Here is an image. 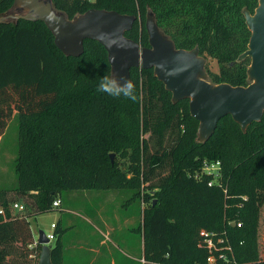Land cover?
<instances>
[{"label": "trees", "instance_id": "trees-1", "mask_svg": "<svg viewBox=\"0 0 264 264\" xmlns=\"http://www.w3.org/2000/svg\"><path fill=\"white\" fill-rule=\"evenodd\" d=\"M13 0H0V17ZM71 19L90 8L137 17L125 36L148 46L143 19L147 11L177 49H196L212 58L217 71L207 70L214 84L247 85L250 30L243 10L252 13L258 0H51ZM103 46L84 40V51L67 56L54 44L40 20L19 18L0 23V136L17 114L16 184L0 189V264L17 232H28V218L53 210L65 190H113L149 182L156 169L165 175L149 183L158 203L143 209L144 264H264L259 222L264 204V114L241 130L230 115L222 117L205 142L197 141L198 121L189 100L172 101L152 69L130 68L137 102L97 93L99 78L109 75ZM15 112V113H14ZM150 133L154 152L149 153ZM169 141V145L164 142ZM115 153L127 161L110 160ZM219 160L221 186L209 185L203 160ZM21 200L25 212L11 215L9 204ZM240 226H232V222ZM225 237L232 254L211 250L200 231ZM56 233V232H55ZM264 241V236L262 243ZM223 244H220L222 246ZM39 245L30 264H37ZM225 254L223 260L219 254ZM51 260L60 264L59 241L51 244Z\"/></svg>", "mask_w": 264, "mask_h": 264}, {"label": "water", "instance_id": "water-1", "mask_svg": "<svg viewBox=\"0 0 264 264\" xmlns=\"http://www.w3.org/2000/svg\"><path fill=\"white\" fill-rule=\"evenodd\" d=\"M18 0H14L16 4ZM29 10L14 16L44 21L54 36L55 46L65 55L77 57L84 51V40L99 42L107 53L112 76L121 83L130 79V68L152 69L156 78L171 92L173 102L188 99L189 113L198 121L197 141L205 142L213 134L218 121L230 115L245 131L264 114V0H258L254 11L243 10L250 30L247 49L238 60L250 59L247 85L214 84L204 77L205 59L196 49H177L172 40L157 26L151 11H147L148 46H141L125 36L137 19L132 14L114 10L90 8L69 19L48 0H20ZM4 16V15H3ZM4 22L3 18L0 23ZM123 78V79H121ZM251 80V81H250ZM113 161L114 153H110ZM235 224H232L234 226ZM41 245L37 264H53L51 246L46 233L38 231Z\"/></svg>", "mask_w": 264, "mask_h": 264}, {"label": "crops", "instance_id": "crops-1", "mask_svg": "<svg viewBox=\"0 0 264 264\" xmlns=\"http://www.w3.org/2000/svg\"><path fill=\"white\" fill-rule=\"evenodd\" d=\"M65 191H68L65 199H62L61 194L57 196L60 199V205L54 208L58 212L55 221L51 222L55 223V228L53 229L50 223L49 231L56 232L54 241H50V246L55 241L60 243V264H144L142 215L141 220L138 215L135 216L136 211L122 215L121 203L112 196V190L110 192L96 190V193L89 189ZM10 204L11 215L18 214L10 209ZM118 206L119 217H117ZM142 209L140 207L141 211ZM30 218H28L29 232L37 242L38 233L32 230ZM137 223L138 226L133 228V225ZM132 230L140 235L137 244L134 245H131L129 238ZM25 234L26 236L24 233L17 232L18 237L12 241L5 258L7 264H30L34 257L31 251L36 245L30 242L28 232ZM120 244L129 250L125 249L121 252ZM39 246L40 254L41 245ZM126 251H132V253Z\"/></svg>", "mask_w": 264, "mask_h": 264}, {"label": "rangeland", "instance_id": "rangeland-1", "mask_svg": "<svg viewBox=\"0 0 264 264\" xmlns=\"http://www.w3.org/2000/svg\"><path fill=\"white\" fill-rule=\"evenodd\" d=\"M48 0H42V3L44 4V6L48 3ZM89 1H94V0H89ZM29 10L28 7H24L20 0H18V2L16 4H14V0L11 3L10 8L8 9L7 13L4 14V16H1V18H3L4 21L6 22H10L14 20V16L19 15V14H24ZM148 15H145L142 23H143V27L146 30V22L148 20ZM42 22L43 27L49 31L53 37V41H54V36L50 30V28L48 27V25L40 20ZM147 33V31H146ZM148 38V35H147ZM110 66V65H109ZM207 70L212 71V72H216L217 71V64L215 62L214 59L212 58H207L205 60V68H204V77L207 80H210L207 74ZM109 76H112L111 73V68H109ZM251 81V80H250ZM15 113V112H14ZM18 123H17V114H13L12 119L10 120L9 124L7 125L3 135L0 137V189H8V188H12L15 184H16V173L14 171V161L16 159L17 156V148H18ZM143 137L145 138H149L150 133H145L143 135ZM154 138H149V142H148V151L149 153H153L154 152ZM164 144L169 145V141L164 142ZM117 160L119 162V164L122 166V164L124 163V166L127 165V161L124 158H121L119 155H116L114 153V158L113 160ZM123 167V166H122ZM168 171V165L165 164L163 169H156V171L150 176V180L149 182H144L141 178V183L139 184H133L132 188H125V189H113V195L115 196V198L120 201L121 203V214L124 215L123 213L127 214V213H133L136 211V215H138L139 220H143V209H145L147 207V209L150 208V206L153 205V203L157 204L158 203V199L156 196L154 195V190L151 189H147V185H149V183H154L157 182L159 177L162 175H165ZM89 189V191H93V193H96L97 191H102V190H98V189H92V188H87ZM97 190V191H96ZM111 190H109L110 192ZM104 192V191H102ZM68 191H62L61 197L62 199H65V197L67 196ZM18 202H22L21 200L18 199ZM88 206V205H87ZM140 207H142V211L140 210ZM57 209H53L51 211L48 212H44V213H40L35 215V217H31L30 218V226L32 228V230H34L35 232L38 233L39 230L44 231L45 233H48L51 228H50V223L54 222L57 216ZM16 215H20V214H16ZM116 215V214H115ZM118 215V216H117ZM117 217H119L120 215V209L118 206V210H117ZM142 215V216H141ZM141 216V217H140ZM138 221V220H137ZM142 223V222H141ZM235 224V222L233 221L231 223ZM260 226H259V241H260V250H262L264 252V241L262 243V239L264 236V204L261 208V214H260V222H259ZM138 226V223L136 225H133V228H136ZM140 227V226H139ZM85 229V227L83 228ZM82 230V229H81ZM130 241L132 242L131 245L137 244V239L139 238V233L138 232H134V230H132V232H130ZM54 241V240H53ZM52 241V242H53ZM121 248V252L123 250H129L127 247H125L124 245L120 244L119 245ZM129 253H132V251H126Z\"/></svg>", "mask_w": 264, "mask_h": 264}, {"label": "built area", "instance_id": "built-area-1", "mask_svg": "<svg viewBox=\"0 0 264 264\" xmlns=\"http://www.w3.org/2000/svg\"><path fill=\"white\" fill-rule=\"evenodd\" d=\"M202 174H207L211 176L210 181L208 182L209 185H218L221 186V182H220V178H221V167H220V162L219 160H215V161H207L206 159L203 160L202 163V167H201V172L200 174H195V178L199 179L201 177ZM60 205V199L58 197H56L53 202H52V207L56 208ZM10 209L16 211V213L18 214H23L26 210L25 205L22 202H12L10 204ZM0 214L4 217L5 219V210L4 208L0 207ZM235 225L240 226V223H235ZM51 227L54 229L55 228V223H51ZM200 235L203 237L204 241L206 242L207 247L210 249V251L213 250H217L219 251L220 249H225L227 250L229 253L232 254V246L229 243V241L225 238V237H221L219 236V238H217V241L214 242L213 241V235L214 233L212 232H208V231H204L201 230L200 231ZM47 238L49 239V241L54 240L55 238V233L53 231L46 233ZM35 245H37V242H34ZM220 244H223L222 246H220ZM219 257H221L223 260H228L226 258L225 254H219ZM207 262L208 264H215L216 263V259L215 256L210 254L207 257Z\"/></svg>", "mask_w": 264, "mask_h": 264}, {"label": "clouds", "instance_id": "clouds-1", "mask_svg": "<svg viewBox=\"0 0 264 264\" xmlns=\"http://www.w3.org/2000/svg\"><path fill=\"white\" fill-rule=\"evenodd\" d=\"M96 92L107 94L113 98L123 97L133 103L138 100L135 84L131 80H123L121 83L115 76L104 75L100 77Z\"/></svg>", "mask_w": 264, "mask_h": 264}]
</instances>
